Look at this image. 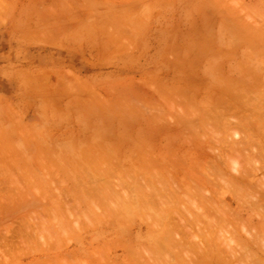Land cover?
Segmentation results:
<instances>
[{"label": "rangeland", "instance_id": "obj_1", "mask_svg": "<svg viewBox=\"0 0 264 264\" xmlns=\"http://www.w3.org/2000/svg\"><path fill=\"white\" fill-rule=\"evenodd\" d=\"M263 148L264 0H0V264H264Z\"/></svg>", "mask_w": 264, "mask_h": 264}, {"label": "bare ground", "instance_id": "obj_2", "mask_svg": "<svg viewBox=\"0 0 264 264\" xmlns=\"http://www.w3.org/2000/svg\"><path fill=\"white\" fill-rule=\"evenodd\" d=\"M263 149H264V148H263ZM239 155H240V154H239ZM242 155H243V154H242ZM226 156H229V155H226ZM220 158H221V157H220ZM221 159H222V158H221ZM227 162H228V161H227ZM229 162H230V161H229ZM221 163H222V162H221ZM236 163H237V161H236ZM206 164H207V163H206ZM233 164H234V162H233ZM207 165H208V164H207ZM211 165H212V164H211ZM211 165H209V166H211ZM223 165H224V164H223ZM230 165H231V162H230ZM231 166H232V165H231ZM235 166H236V165H235ZM207 167H208V166H207ZM225 167H226V166H225ZM228 168H229V167H228ZM231 168H232V167H231ZM234 168H235V167H234ZM234 168H233V169H234ZM237 169H239V168H237ZM262 169H263V168H262ZM211 170H212V169H211ZM221 170H222V169H221ZM228 170H229V169H228ZM198 171H199V170H198ZM237 171H238V170H237ZM206 174H207V173H206ZM242 174H243V173H242ZM237 175H239V174H237ZM237 175H236V176H237ZM199 176H200V175H199ZM210 176H211V174H210ZM213 176H214V175H213ZM236 176H235V178H237ZM211 177H212V176H211ZM214 177H218V175H216V176H214ZM220 177H221V176H220ZM220 177H219V178H220ZM239 177H241V175H240ZM204 178H205V177H204ZM246 178H247V177H246ZM207 179H208V178H207ZM221 179L223 180L222 177H221ZM225 179H226V178H225ZM247 179H249V178H247ZM226 180H227V179H226ZM237 180H239V179H237ZM240 180H241V179H240ZM207 181H208V180H207ZM215 181H216V180H215ZM229 181H230V180H229ZM229 181H227V182H229ZM231 181H232V180H231ZM231 181H230V182H231ZM227 182L225 181V183H227ZM230 182H229V183H230ZM235 182H236V180H235ZM253 182H254V181H253ZM195 183H196V182H195ZM207 183H208V182H207ZM233 183H234V181H232V185H233ZM238 183H239V182H238ZM193 184H194V183H193ZM205 184H206V183H205ZM211 185H212V184H211ZM228 185H230V184H228ZM232 185H230V186H232ZM234 185H236V184H234ZM240 185H241V184H240ZM190 186H191V185H190ZM216 186H217V184H216ZM216 186H215V187H216ZM224 186H225V185H224ZM224 186H222V188H223ZM255 186H256V185H255ZM195 187H196V186H195ZM215 187H214V188H215ZM217 187H218V186H217ZM241 187H244V186H241ZM191 188H193V187L191 186ZM208 188H209V187H208ZM218 188H220V187H218ZM230 188H233V187H230ZM202 189H203V188H202ZM224 189H225V187H224ZM228 189H229V188H228ZM233 189H234L235 193H236L237 191L240 190V189L237 190L235 187H234ZM235 189H236L237 191H236ZM252 189H254V188H252ZM256 189H257V188H256ZM263 189H264V188H263ZM180 190H181V189H180ZM193 190H194V189H193ZM257 190H258V189H257ZM227 191H228V190H227ZM243 191H244L243 189L240 190V192L245 193V192H243ZM258 191H259V190H258ZM262 191H264V190H262ZM229 192L232 193V190L230 189ZM240 192H238V194H241ZM227 193H228V192H227ZM235 193H232V194L235 195ZM254 193H255V191H254ZM256 193H257V192H256ZM236 194H237V193H236ZM248 194H249V193H248ZM258 194H259V193H258ZM260 194H261V193H260ZM262 194H263V193H262ZM215 195H216V194H215ZM244 195H245V194H244ZM208 196H209V195H208ZM218 196H220V195H218ZM257 196H259V195H257ZM141 197H142V198H141ZM259 197H260V196H259ZM259 197H258V198H259ZM262 197H263V195H261L260 198H262ZM139 198H140V199L137 198L138 200H137V199H136V200H137V201H139V200H141V199L143 200L145 197L142 196V195L140 194V197H139ZM207 198H208V197H207ZM213 198H214V197H213ZM239 198H240V197H239ZM242 198H243V197H242ZM60 199H62V198L60 197ZM64 199H65V198H64ZM66 199H67V198H66ZM194 199H195V198H194ZM262 199H263V198H262ZM142 200H141V201H142ZM237 200H238V199H237ZM125 201L127 202V200H125ZM128 201H129V200H128ZM141 201H140V202H135V201H134V202L136 203V205L138 206L136 209H134V208L136 207V205H135V207L133 206L134 208L131 207V209H130L129 207H127V209L131 211V212H130L131 215H132L133 211H135V210L138 211V210L142 209V208H140L141 206H139V205H142V204H143V202H141ZM143 201H146V198H145V200H143ZM194 201H195V200H194ZM194 201H193V202H194ZM205 201H206V200H205ZM255 201H256V200H255ZM258 201L260 202L261 200H258ZM60 202H61V201H60ZM126 202H125V203H126ZM129 202H130V201H129ZM129 202H127L126 204H128ZM134 202H131V204H133ZM209 202H210V200H209ZM261 202H262V201H261ZM261 202H260V203H261ZM64 203H65V202H64ZM135 203H134V204H135ZM137 203H139V205H138ZM140 203H141V204H140ZM207 203H208V202H207ZM207 203H206V204H207ZM131 204L129 203L128 205L132 206ZM134 204H133V205H134ZM149 204H151V203H148V202H147V203H144L143 205L146 206V208H147V205H149ZM191 204H193V203H191ZM195 204H196V203H195ZM210 204H214V203H210ZM210 204H207V205H210ZM221 204H222V203H221ZM241 204H243V203L241 202ZM251 204H252V203H251ZM254 204H258V202L254 203ZM254 204H253V205H254ZM64 205H65V204H64ZM143 205H142V206H143ZM151 205H152V204H151ZM193 205H194V204H193ZM225 205H226V204H225ZM243 205H245V204H243ZM243 205H242V206H243ZM144 206H143V207H144ZM222 206H223V205H222ZM256 206H257V205H256ZM68 207H70V205H68ZM193 207H197V205H194ZM198 207H199V205H198ZM210 207H211V206H210ZM212 207L215 208L216 206H215V207L212 206ZM212 207H211V208H212ZM254 207H255V206H254ZM132 208H133V211H132ZM146 208H145V209H144V208L142 209L143 212H142V210H141V211H138V212H141V213H144V212H145V213H146V211H147ZM149 208H150V206H148V209H149ZM213 208H212V209H213ZM217 208H218V207H217ZM221 208H222V207H221ZM224 208H225V207H224ZM257 209H259V208H257ZM186 210H187V209H186ZM195 210H197V209H195ZM215 210H216V209H215ZM166 211H168V210H166ZM187 211H188V210H187ZM187 211H186V212H187ZM220 211H221V210H220ZM222 211H223V210H222ZM225 211H226V210H225ZM126 212L128 213V211H126ZM138 212H137V213H138ZM206 212H207V209H206ZM212 212H213V211H212ZM212 212H210L211 215L214 214V212L216 213V211H214L213 213H212ZM218 212H219V208H218ZM227 212H228V211H227ZM165 213H166V212L164 211V214H165ZM182 213H185V212L182 211ZM210 213H209V214H210ZM235 213H236V212H235ZM161 214H162V213H161ZM164 214H163V216H164ZM207 214H208V213H207ZM207 214H206V217H205V218H207ZM209 214H208V215H209ZM228 214H229V213H228ZM237 214H238V213H237ZM141 215H142V214H141ZM141 215H139V216H141ZM166 215H167V213H166ZM171 215H172V214H171ZM171 215H170L169 217H171ZM174 215H175V214H174ZM176 215H177V214H176ZM186 215H187V214H186ZM193 215H194V214H193ZM214 215H215V214H214ZM217 215H219V214H217ZM230 215H231V214H230ZM184 216H185V214H184ZM204 216H205V215H204ZM221 216H222V215H221ZM210 217H211V216H210ZM223 217H224V216H223ZM226 217H227V216H226ZM70 218H71V217H70ZM194 218H196V216H195ZM224 218H225V217H224ZM159 219H160V217H159ZM181 219H182V218H181ZM198 219H199V218H198ZM203 219H204V218H203ZM225 219H226V218H225ZM69 220H70V219L68 218V221H69ZM196 220H197V219H196ZM209 220H210V219H209ZM211 220H212V219H211ZM226 220H227V219H226ZM235 220H236V219H235ZM182 221H183V219H182ZM207 221H208V219H206L205 222H207ZM212 221H213V220H212ZM74 222H76V220H75ZM191 222L195 223V220L193 219V221H191ZM208 222L210 223L211 221H208ZM221 222H222V221H221ZM223 222H224V220H223ZM223 222H222V223H223ZM227 222H228V221H227ZM52 223H53V222H52ZM76 223H77V222H76ZM76 223H75V224H76ZM211 223H212V222H211ZM211 223H210L209 225L206 223L205 226L207 225V226L209 227L210 225H212ZM215 223H217V222L215 221L213 224H215ZM218 223H219V221H218ZM222 223H221V225H222ZM224 223H225V222H224ZM77 224H79V223H77ZM179 224H180V222H179ZM183 224H184V223H183ZM185 224H186V223H185ZM198 224H199V223H198ZM24 225H25V224H24ZM174 225H175V224H174ZM216 225H217V224H216ZM77 226H78V225H77ZM183 226H184V225H183ZM218 226H219V225H218ZM218 226H216L215 228L218 229V228H217ZM222 226H223V225H222ZM211 227H212V226H210V228H211ZM154 228H155V227H154ZM181 229H182V228L180 227V230H181ZM213 229H214V228H213ZM213 229H212V230H213ZM216 229H215V230H216ZM26 231H27V230H26ZM36 231H37V230H36ZM185 231H186V230H185ZM213 231H214V230H213ZM216 231H217V230H216ZM17 232H18V231H17ZM20 232H21V231H20ZM29 232H30V231H29ZM39 232H40V231H39ZM170 232H172V231H170ZM225 232H226V231H225ZM155 233H157V232H155ZM166 233H167V232H166ZM213 233H215V232H213ZM217 233H218V232H217ZM33 234H34V233H33ZM65 234H66V233H65ZM67 234L69 235V233H67ZM67 234H66V235H67ZM152 234H153V233H152ZM152 234H151V235H152ZM158 234H159V233H158ZM226 234H227V233H226ZM226 234H223V235L226 236ZM22 235H23V234H22ZM40 235H41V233H40ZM156 235H157V234H156ZM161 235H163V234H161ZM167 235H168V234H167ZM172 235H173V233H172ZM157 236H159V235H157ZM224 236H223V237H224ZM231 236H233V235H231ZM37 237H38V235H37ZM159 237H160V236H159ZM164 237H165V236H164ZM164 237H161L162 240H164V239H163ZM221 237H222V235H221ZM227 237H228V236H227ZM13 238H14V237H13ZM224 238H226V237H224ZM166 239H167V238H166ZM166 239H165V241H166ZM168 239H169V238H168ZM13 240H15V239H13ZM218 240H219V239H218ZM169 241H170V240H169ZM210 241H211V240H210ZM225 241L227 242L228 239H227V240H224V242H225ZM16 242H17V241H16ZM167 242H168V240H167ZM219 242H221V241H219ZM224 242H221V243H224ZM7 243H8V242H7ZM180 243H182V242H180ZM214 243H215V242H214ZM231 243H232V241L230 242V244H229V241H228V245H232ZM215 244H216V243H215ZM226 244H227V243H226ZM234 244H235V243H234ZM241 244H242V243H241ZM17 245H18V244H17ZM172 245H173V244H172ZM221 245H222V244H221ZM228 245H224V244H223L222 247H223V246H226V247H227ZM237 245H238V244H237ZM153 246H157V245L154 244ZM170 246H171V244H170ZM173 246H174V245H173ZM201 246H202V245H201ZM207 246H208V245H207ZM216 246H218V244H216ZM232 246H233V245H232ZM234 246H235V245H234ZM6 247H7V246H6ZM12 247H13V246H12ZM157 247H159V246H157ZM157 247H153V248H155V249H159V248L161 247V245H160L159 248H157ZM175 247H176V246H174V250H175ZM222 247H221V248H222ZM229 247H230V246H229ZM240 247H243V245L240 246ZM244 247H245V246H244ZM170 248H171V247H170ZM172 248H173V247H172ZM177 248H180V247L178 246ZM200 249H201V248H200ZM207 249L209 250V246H208ZM231 249H232V248H231ZM131 250H132V249H131ZM145 250H147V249H145ZM159 250H160V249H159ZM223 250H226V249H223ZM232 250H233V249H232ZM239 250H241V252H242V249H239ZM246 250H247V249H246ZM246 250H243V251H246ZM204 251H206V250H204ZM249 251H250V250H249ZM208 252H209V251H208ZM226 252H227V251H226ZM228 252H229V251H228ZM131 253H132V252H131ZM144 253H145V252H144ZM179 253L182 254L181 251H180ZM206 253H207V252H206ZM222 253H223V252H222ZM231 253H232V255H233V252H231ZM246 253H247V252H246ZM202 254H205V253H202ZM202 254H201V255H202ZM207 254H208V253H207ZM209 254H211V252H210ZM225 254H226V253H225ZM234 254H235V252H234ZM175 255H176V254H175ZM218 255H219V254H218ZM228 255H229V254H228ZM179 256H180V255H179ZM211 256H213V255H211ZM221 256H222V255H221ZM221 256H220V258H221ZM229 256H230V255H229ZM239 256L242 257V255H239ZM180 257H181V256H180ZM180 257H179V258H180ZM205 257H206V256H205ZM208 257H209V256H208ZM208 257H206V259H207ZM131 258H132V257H131ZM182 258H183V257H181L180 259H182ZM195 258H196V256H195ZM211 258H212V257H211ZM220 258L218 257V261H220V260H219ZM235 258H236V256H235ZM138 259H139V257H138ZM209 259H210V258H209ZM209 259H208V260H209ZM240 259L243 260V258H240ZM240 259H239V257L237 258V260H240ZM132 260H133V259H132ZM194 260H196V259H194ZM208 260H207V261H208ZM198 261H199V259H198ZM207 261L205 260L204 262H207ZM240 261H241V260H240ZM133 262H135V261H133ZM133 262H132V263H133ZM238 262H239V261H238ZM195 263L198 264L199 262L195 261ZM230 263H231V262H230ZM137 264H138V262H137ZM187 264H189V263H187ZM199 264H200V263H199ZM201 264H202V262H201Z\"/></svg>", "mask_w": 264, "mask_h": 264}, {"label": "crops", "instance_id": "obj_3", "mask_svg": "<svg viewBox=\"0 0 264 264\" xmlns=\"http://www.w3.org/2000/svg\"><path fill=\"white\" fill-rule=\"evenodd\" d=\"M107 45L110 46V44H107ZM110 49H111V46H110ZM69 51H70L69 53H71L72 55L73 54H78V56L83 57V59H84V56L86 55L85 52L84 51L82 52L79 48L75 49V48H71L70 47Z\"/></svg>", "mask_w": 264, "mask_h": 264}]
</instances>
